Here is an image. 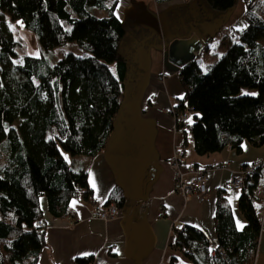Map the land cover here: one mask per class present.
I'll return each mask as SVG.
<instances>
[{
	"label": "trees",
	"instance_id": "trees-1",
	"mask_svg": "<svg viewBox=\"0 0 264 264\" xmlns=\"http://www.w3.org/2000/svg\"><path fill=\"white\" fill-rule=\"evenodd\" d=\"M110 1L0 0V264H38L47 244L45 226H35L44 217L42 197L54 218L71 214V199L95 202L82 164L104 149L114 130L127 95L128 50L136 52L156 35L121 22ZM239 2L246 4L244 26H222L214 35L222 53L205 68L196 59L178 72L184 97L170 112H188L183 132L190 134L199 156L227 147L241 155L245 143L264 147V0H199L198 15L187 17L192 29L185 37H202L208 44L201 50L207 52L214 36L201 26L219 23ZM101 11L106 15H99ZM6 17L36 35L39 56L25 55L15 62L23 43L8 29ZM67 44L83 55L69 53L51 63L48 52ZM78 161L82 164L76 166ZM252 166L237 201L242 227L226 188L218 191L212 254L200 229L186 225L176 232L172 246L188 264L255 263L261 221L254 192L264 184V160ZM109 203L119 209L126 205L120 187L109 193ZM88 263L77 259L75 264Z\"/></svg>",
	"mask_w": 264,
	"mask_h": 264
},
{
	"label": "crops",
	"instance_id": "crops-1",
	"mask_svg": "<svg viewBox=\"0 0 264 264\" xmlns=\"http://www.w3.org/2000/svg\"><path fill=\"white\" fill-rule=\"evenodd\" d=\"M173 1L157 4L155 0H111L108 3L109 6L114 3L115 15L121 22L133 23L156 35L149 36L136 52L128 50L131 68L127 95L116 116L114 130L99 154L84 165L78 163L86 168L93 200L105 207L109 193L120 187L126 201L121 211L131 216L105 222L93 216V201L74 198L68 203L71 214L54 218L48 212L46 200L41 198L47 244L38 264H75L77 259H87L88 264H188L187 258L172 246L174 229L180 231L186 225L203 231L212 254L217 247L214 214L218 191L226 188L233 172L264 160V147L251 149L245 144L241 155L227 147L218 153L199 156L190 134L173 130L175 120L170 108L184 97L179 69L187 60H196L203 54L202 50L190 48L191 36L196 33L185 37L192 25H188L187 16L185 20L181 18L185 13L188 17L198 15L197 1L193 6L188 0L182 1L183 5L171 6ZM99 15L105 16L106 12ZM161 15L167 18L165 24L158 21ZM178 15L187 28L179 35L173 34L177 32ZM225 16L219 23L203 24L201 28L207 33L213 31L210 35L214 36L222 26L235 27ZM217 57L215 54L212 60ZM163 73L168 75L165 79L161 78ZM175 150L184 153L183 171L188 167L207 171L209 190L202 201L192 197L186 201L174 192L171 161ZM70 161H74L73 157ZM239 195V190L226 193L236 220ZM254 195L255 207L262 208L263 218L254 262L264 264V184L255 189ZM140 200L142 206L134 207ZM237 221L241 225L245 221L241 213Z\"/></svg>",
	"mask_w": 264,
	"mask_h": 264
},
{
	"label": "built area",
	"instance_id": "built-area-1",
	"mask_svg": "<svg viewBox=\"0 0 264 264\" xmlns=\"http://www.w3.org/2000/svg\"><path fill=\"white\" fill-rule=\"evenodd\" d=\"M226 33L232 35L230 31ZM204 44H208L207 41L203 42ZM168 75L162 74L161 78L165 79ZM175 125L174 131H186L187 130V121L189 119L188 112L182 111L179 113H172ZM184 162V153L180 150H175L173 153V158L171 161V168L174 174V192L180 193L184 199L187 201L191 197H195L197 200L202 201L204 197L207 195L209 190V177L207 175V171L204 169H194L193 167H188L185 171L182 170L181 165ZM255 165V164H254ZM257 165H260L257 163ZM256 165V166H257ZM254 170V166L243 167L237 172L232 173V177L230 182L226 185V189L230 191H238L243 188L245 178L249 173ZM191 175L190 178L188 176ZM93 216L102 221H109L117 218H126L128 214L131 213H123L121 209H119L114 203L106 204L105 207H101L98 202H93ZM142 206V201H137L133 206L138 207ZM144 211V209L142 210ZM74 221L73 219H71ZM43 225L42 221H36L35 226L41 227ZM176 230L174 229L173 235L176 236ZM217 252L219 255H224V250L222 248H218Z\"/></svg>",
	"mask_w": 264,
	"mask_h": 264
},
{
	"label": "rangeland",
	"instance_id": "rangeland-1",
	"mask_svg": "<svg viewBox=\"0 0 264 264\" xmlns=\"http://www.w3.org/2000/svg\"><path fill=\"white\" fill-rule=\"evenodd\" d=\"M182 1H186V0H174L171 3V6L180 5V3L182 4ZM196 1H199V0H188L187 2L190 3L191 6H193ZM245 8H246V4L243 2H239L238 5L234 9H232L230 12L227 13L228 21H231V23L234 22V26L236 29H241L244 26V23L240 21V18L243 16V12L245 11ZM150 9L152 10V8H150ZM180 16L181 15H178L176 18H179ZM186 16L188 17L187 13H185V17H181V18H183L185 20ZM157 18H158V16H157ZM181 18L176 19L178 21V22L175 21L176 23H178L177 24V32H175L173 34H177V35L184 34V32L187 31L185 21L184 20L179 21ZM166 20H167V18L165 19L164 16L161 15L159 17L158 21L165 24ZM6 21H7L8 29L13 33V35L16 38H20L22 40V43H23V47L20 48L19 50H17L19 57L17 59H15V62L16 61L21 62L23 56H25V55L39 56L40 47H39V43H38L36 35L33 34L32 32H29L28 30L24 29L23 26L21 25L20 21L13 23L10 21L9 17H6ZM169 22H170V20H169ZM231 23H228V24H231ZM212 32L213 31H209V34H212ZM213 38H214V42H212L210 44L209 50L207 52H204L198 58L201 61L203 68H205L207 66V64L212 61V58L215 54L217 55V54L222 53V50L220 49V46H218V43H217V37L214 36ZM203 42H204V39L202 40V46H203ZM69 53H73V54L78 55V56L83 55V53L80 50H78L74 44H67L65 46H59V47L52 49L51 51L48 52L47 56L50 59V62L54 63V62L62 59L64 56H66ZM245 145H248V144L245 143ZM251 149H253V148H251ZM61 155L69 161L72 158L69 153H66L63 150H61ZM75 165L79 166L78 162H76ZM238 193L239 192H237L235 194L237 195ZM42 198L45 199L44 197H42ZM261 209L262 208L260 206L256 205V210H257L259 219L262 223L263 218H262ZM235 213H237V215H238L237 220H239V213H240L239 210H236ZM244 223H245V221H243V224L241 225V223L239 221H237V225L239 228L242 227L244 225ZM255 264H256V262H255Z\"/></svg>",
	"mask_w": 264,
	"mask_h": 264
},
{
	"label": "water",
	"instance_id": "water-1",
	"mask_svg": "<svg viewBox=\"0 0 264 264\" xmlns=\"http://www.w3.org/2000/svg\"><path fill=\"white\" fill-rule=\"evenodd\" d=\"M190 45L192 49H196L197 51H200L202 49V41H201V38L196 34V35H192L191 36V42H190ZM193 59H190V60H187V63L192 61ZM186 64V63H185ZM184 64V65H185ZM183 65V66H184ZM182 66V67H183Z\"/></svg>",
	"mask_w": 264,
	"mask_h": 264
},
{
	"label": "snow or ice",
	"instance_id": "snow-or-ice-1",
	"mask_svg": "<svg viewBox=\"0 0 264 264\" xmlns=\"http://www.w3.org/2000/svg\"><path fill=\"white\" fill-rule=\"evenodd\" d=\"M246 95L248 94V93H245ZM191 122V121H190ZM93 186H95V183L93 182Z\"/></svg>",
	"mask_w": 264,
	"mask_h": 264
}]
</instances>
